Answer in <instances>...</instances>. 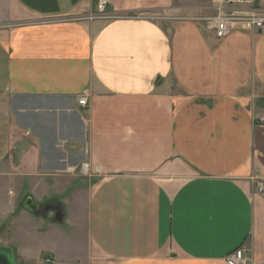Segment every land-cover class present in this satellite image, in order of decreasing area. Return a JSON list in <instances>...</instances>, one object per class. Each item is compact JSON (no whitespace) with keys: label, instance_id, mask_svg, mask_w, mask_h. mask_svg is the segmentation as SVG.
I'll use <instances>...</instances> for the list:
<instances>
[{"label":"crops","instance_id":"crops-1","mask_svg":"<svg viewBox=\"0 0 264 264\" xmlns=\"http://www.w3.org/2000/svg\"><path fill=\"white\" fill-rule=\"evenodd\" d=\"M94 11L0 0L5 204L21 191L63 214L20 209L0 244L33 264H227L240 246L264 264V33L217 38L209 0Z\"/></svg>","mask_w":264,"mask_h":264},{"label":"built area","instance_id":"built-area-1","mask_svg":"<svg viewBox=\"0 0 264 264\" xmlns=\"http://www.w3.org/2000/svg\"><path fill=\"white\" fill-rule=\"evenodd\" d=\"M95 12L88 15L89 19L108 17L106 5L108 0H93ZM212 14L205 17V22L212 28L217 38L225 37L236 25H245L256 32L264 33V0H209ZM78 104L86 105V96L78 98ZM264 122V119L262 120ZM81 171L86 172L87 163H82ZM257 192L264 191V182H258ZM48 261V260H47ZM225 261L227 264H248L244 248L237 247L230 252Z\"/></svg>","mask_w":264,"mask_h":264},{"label":"rangeland","instance_id":"rangeland-1","mask_svg":"<svg viewBox=\"0 0 264 264\" xmlns=\"http://www.w3.org/2000/svg\"><path fill=\"white\" fill-rule=\"evenodd\" d=\"M99 18H104V17H99ZM80 170H81V168H80ZM81 172H83V171H81ZM9 192H11V190H9ZM17 193L18 194H15L16 197L18 196L17 197V200H15L11 204H8V207H6L5 201H6V198L9 195H8V193L6 191H4V187L3 186H0V243L1 242L2 243L9 242V239H8V236L9 235L6 234V232H7V230L9 231V229L11 228V224L13 223L11 221L12 220V217H14L18 213V211L20 209H25V208H22L21 205H22L23 200L26 198V194H25L26 192L18 191ZM27 196H29V195H27ZM47 203L55 204L53 202V200L52 201H49ZM39 205H41V204H39ZM25 210H27V209H25ZM27 211L30 212L29 210H27ZM30 213L31 214H34V215H45V214H48V213H50V214L52 213L54 215L53 210H48V211H45V212H42V213H33V212H30ZM54 237H55L54 236V233L53 232H50V234L49 235H46L42 240L36 241L35 242L36 243V246L37 247H40V248L41 247L43 248L46 245H54V243L56 242V238L54 239ZM14 238H15L14 239L15 241L17 239H20V238L22 239L21 229L16 228V232L14 234ZM37 247H36V249H37ZM11 250L13 251V254H14V249L11 248ZM14 257H15V255H14ZM38 257H39L38 260H36V261H38V264H52V258L50 256H47L45 254H42V255H40ZM22 258H24V257L22 256V253H20L16 257L17 261H19V262H17L15 258L14 259H15V262H17V264H33L32 261H29V263H28V262L24 261ZM34 264H37V263H34Z\"/></svg>","mask_w":264,"mask_h":264},{"label":"water","instance_id":"water-1","mask_svg":"<svg viewBox=\"0 0 264 264\" xmlns=\"http://www.w3.org/2000/svg\"><path fill=\"white\" fill-rule=\"evenodd\" d=\"M22 208H25L33 213H42L48 210H53L55 215V220L61 222L62 212L59 204L46 203L39 205L34 202L31 197H26L21 205ZM0 264H17L14 259L13 251L10 247L0 244Z\"/></svg>","mask_w":264,"mask_h":264}]
</instances>
